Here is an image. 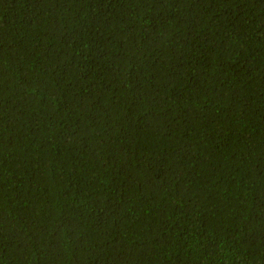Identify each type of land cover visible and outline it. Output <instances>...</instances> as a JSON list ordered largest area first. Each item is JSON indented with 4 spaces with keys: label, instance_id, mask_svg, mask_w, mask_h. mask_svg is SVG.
<instances>
[{
    "label": "trees",
    "instance_id": "1",
    "mask_svg": "<svg viewBox=\"0 0 264 264\" xmlns=\"http://www.w3.org/2000/svg\"><path fill=\"white\" fill-rule=\"evenodd\" d=\"M0 264H264V0H0Z\"/></svg>",
    "mask_w": 264,
    "mask_h": 264
}]
</instances>
